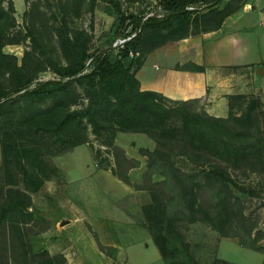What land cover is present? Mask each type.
I'll list each match as a JSON object with an SVG mask.
<instances>
[{
  "label": "rangeland",
  "instance_id": "374dc122",
  "mask_svg": "<svg viewBox=\"0 0 264 264\" xmlns=\"http://www.w3.org/2000/svg\"><path fill=\"white\" fill-rule=\"evenodd\" d=\"M0 2L4 10L9 8L10 4L13 7V12L0 11V40L6 42L0 50L12 56L0 57V184L9 181L17 183L19 188L25 189L26 185L30 186L33 171L30 165L31 158L37 155L45 164L56 167L57 172L51 175L43 188L31 194L35 209V217L28 225V233H32L29 237L31 247L34 252L39 253L49 248L51 242H55L59 248L64 245L65 230L62 223L53 226L49 221L38 219L37 216L71 219V222L66 224L67 231L74 235L82 257L87 256L91 260L87 240L79 234L80 230L78 232L77 228L81 229L82 222H75L72 215L78 214L81 217L87 210L88 215L94 217L96 212H101L96 207L99 202L103 199H112L111 196H118L126 185L111 176L109 178L107 172L90 173L93 160L87 143L77 146L75 155L66 153L53 156L47 153L46 148L36 145L27 133L20 129L27 124L39 122L46 124L50 117L49 112L55 106L63 113L88 109L94 102L95 93L89 95L88 79H81L69 81L67 88L55 95L25 97L20 94L34 87L37 82L58 79L52 65L62 71L66 70L81 60L82 53L98 55L111 46L118 37H126L135 32L144 23L146 15L151 14L158 18L163 16L162 0H0ZM205 13L206 10H199L185 22L181 16L171 17L152 29L143 28L142 32L151 31L162 37L167 30H174L181 22L182 26L187 28L198 24L204 19ZM220 15L217 14L218 17ZM122 16L126 19L120 22ZM119 51L121 50L115 49L114 53ZM128 67L130 71L134 70L133 66ZM26 80H29V85L25 88ZM96 80L107 85L108 80L100 76L96 77ZM16 90L21 92L18 94ZM8 96L11 99H8ZM145 101H154L158 106L175 112L166 121H160L161 125L179 126L182 110L196 111L199 115L205 113V106L201 101L193 102L186 108L174 106L157 96H147ZM232 102L233 107L229 116L222 122H216L215 127L236 139L241 138L244 133L250 135L249 137L261 135L264 132V102L260 101V97L250 96ZM48 107L52 108L48 110ZM47 117L48 119L44 121ZM73 126L68 125L73 134L71 138L77 141L81 139L77 137L79 135L87 139L93 152L100 155L99 159L106 158L104 163L113 167L114 150L102 145L110 139V132L100 128L99 134L96 133L88 116L79 124L81 131L73 129ZM114 134L118 135L117 143L123 147L126 155L137 158L141 163L138 168L132 170L131 175L133 181L137 182L133 195L136 198L135 206L138 212L134 217L143 227L144 223L153 226L169 264H264V163L261 157L263 149L255 150L259 145L254 146V150L250 152L253 155L246 161L226 164L228 189L224 192L222 210L224 220L221 226L225 232H238L247 244L254 241L260 249L257 252L236 245L233 247L232 242L225 240L221 242L218 255L223 237L220 232L203 222L184 219L178 211H171L167 207L168 204L158 211L155 210L158 199L155 200L151 194L161 196V189L158 186H151V177L149 179L146 177L142 183V175L148 163L152 164V169L165 168L157 156L147 154L155 148V142L134 133ZM149 142L154 143L152 147ZM166 148L173 150L174 168L188 175H193L199 170L197 165L177 155L182 147L172 145ZM8 168H11L13 176L4 179V170ZM48 174L50 171L41 173V176ZM152 178L154 181L163 180V176L159 174L153 175ZM7 187L2 188L0 195L6 196V191L11 186ZM74 199L78 200V204L74 203ZM146 231L148 232L147 229ZM133 234L132 237L140 243L145 241L144 233L142 234L140 230ZM106 252L112 253L109 249ZM219 256L239 263L224 260ZM10 264L18 262L11 259Z\"/></svg>",
  "mask_w": 264,
  "mask_h": 264
},
{
  "label": "trees",
  "instance_id": "16d2710c",
  "mask_svg": "<svg viewBox=\"0 0 264 264\" xmlns=\"http://www.w3.org/2000/svg\"><path fill=\"white\" fill-rule=\"evenodd\" d=\"M220 1L162 0L163 16L159 18L156 16L148 17L140 25V31L137 36L127 46L138 52L137 46L143 36L159 35L151 31L142 32L143 28L152 29V27L171 17L181 16L183 22H185L199 10L207 11L204 14L205 16L203 15L204 19L198 24L187 28V26H182L181 22L174 30H167L162 38H179L187 35L198 26L204 27L210 20L218 21L227 12V9L218 11L215 8ZM0 11L13 12L12 4L4 10L0 2ZM219 13L221 15L218 17L217 14ZM125 19L122 16L120 22ZM200 23H203V25ZM5 44V41L0 40V47ZM10 56L0 50L1 58ZM88 60L89 63L87 64ZM140 63L141 57L139 53L137 56L130 58L127 50L122 49L114 53V49L110 48L109 45L104 52L98 55L91 56L82 53L81 60L66 70L62 71L52 65L51 67L56 72L58 79L37 82L34 87L26 89L20 95L25 97L55 95L64 91L69 81L88 79L90 86L88 94L95 93L94 102L88 109L73 110L65 113L61 112L58 106H55L49 112L51 118L49 117L48 119L47 117L44 120L48 119L45 122L46 124L41 122L27 124L20 130L25 131L36 145L46 148L47 153L53 156L85 143L92 150L88 140L82 136L78 135L77 137L81 139L74 141L71 138L73 134L68 129V125L72 124V126L75 125L72 127L73 129L81 131L79 124L85 116H88L96 129V133L99 134L100 128L110 132V139L103 142L102 145L114 150L113 167H110L108 163H104L106 158L99 159L100 155L92 150L95 163L98 167L109 170L118 179L134 188L136 184L131 183L128 172L130 169L138 167L139 161L128 157L124 149L116 145V133L114 134V132L145 134L155 142V148L148 151L147 154L157 156L165 167L152 169V164L148 163L142 175V183L146 177L148 179L151 177V186H158L161 189V196L155 193L151 194L155 200L158 199L156 200L158 205H156L155 210L158 211L162 206L168 204L167 207L171 211H178L184 219H188L191 222H203L220 232L223 237H237L240 245L259 251L260 247L254 241L247 244L242 240V236L238 232H225L221 225L224 220L222 213L224 192L228 189L226 175V167L228 165L226 164L246 161L253 155L250 152L254 150L256 145H259V147L255 150L261 151L263 149V156L261 154V157L264 163V132L257 137H249L250 135L244 133L241 138H233L214 125L216 122H222L225 117H214L206 113V111L199 115L196 111L182 110V116H180L181 124L179 126L161 125L160 121H166L175 112L158 106L154 101H145L147 96H157L167 100L174 106L184 108L199 100H172L153 91H141L134 77V70ZM128 66H133L134 70L130 71ZM98 76L108 80L107 85L98 82L96 80ZM24 85L26 88L29 85V80H26ZM16 92L19 94L21 90H16ZM245 98L248 97H238L234 100ZM8 99H11V97L8 96ZM51 108L48 107V110ZM102 124L104 125L102 126ZM172 145L182 147L177 155L185 157L197 165L199 170L196 173L188 175L174 168L172 163L173 150L166 148ZM37 156L31 158L30 165L33 171L31 172L30 186L26 185L25 189L19 188L17 183L9 181L0 184V193H2L4 186H11L6 191L5 197L0 195V264H10L11 259L17 261L18 264H63L65 262L62 254L50 255L47 251L35 253L31 247L29 237L32 233H28V224L30 225L35 217L34 209H32L31 194L37 192L43 183L57 172L56 167L45 164ZM10 170L11 168L4 170V179H9V177L13 176ZM47 171H50V174L41 176V173H46ZM155 174L163 176V180H152ZM143 212L145 213V209ZM166 215L168 216L169 213H166ZM37 217L42 219L39 216ZM146 221L148 220L146 219ZM144 227L152 237L164 263L169 264L159 245L156 236L157 232L154 231L153 226L149 223H144ZM100 248L103 249L101 246Z\"/></svg>",
  "mask_w": 264,
  "mask_h": 264
},
{
  "label": "crops",
  "instance_id": "0c3cea01",
  "mask_svg": "<svg viewBox=\"0 0 264 264\" xmlns=\"http://www.w3.org/2000/svg\"><path fill=\"white\" fill-rule=\"evenodd\" d=\"M215 8L218 11L227 9V12L218 21L210 20L204 27L198 26L185 36L142 37L137 46L141 63L134 70L141 91H153L172 100H199L204 103L206 113L222 118L230 113L235 98L259 96L260 101L264 102V0H221ZM117 138L118 135L116 145ZM149 143L151 147L154 144ZM79 145L60 155H75ZM89 151L92 154L90 147ZM91 160V174L107 172L109 178L111 176L126 185L121 186L122 193L118 196L101 200L96 206L101 212H96L94 217L89 216L87 210L84 216L72 215L75 222H82L81 229L77 228L87 240L91 260L87 256L82 257L74 235L67 231L66 224L71 219L61 217L42 219L53 226L62 223L65 230L64 245L59 248L55 242H51L49 248L41 251H47L50 255L62 254L65 259L63 264H164L150 234L134 217L138 212L134 187L118 179L109 170L98 167L92 155ZM133 169L129 170L128 176L131 183H137L131 176ZM31 199L34 209V199ZM75 202L78 200L74 199ZM137 230L144 233L143 243L132 237ZM225 240L232 242L233 247L247 248L240 245L235 237H222L218 255L221 242ZM108 249L112 251L111 254L106 252Z\"/></svg>",
  "mask_w": 264,
  "mask_h": 264
},
{
  "label": "built area",
  "instance_id": "2783aa9c",
  "mask_svg": "<svg viewBox=\"0 0 264 264\" xmlns=\"http://www.w3.org/2000/svg\"><path fill=\"white\" fill-rule=\"evenodd\" d=\"M151 14H148L146 15L145 17V20L150 17ZM140 31V28H138L137 30H135V32H133L132 34L126 36V37H118L113 43L112 45L110 46V48H113L114 50L115 49H119V50H122V49H125L127 50V53H128V56L131 58V57H135L138 55V52H136L132 47L130 46H127V44L132 41L136 36L137 34L139 33Z\"/></svg>",
  "mask_w": 264,
  "mask_h": 264
}]
</instances>
